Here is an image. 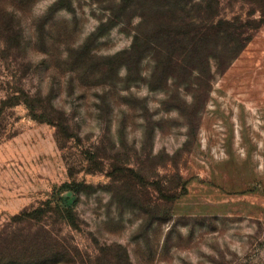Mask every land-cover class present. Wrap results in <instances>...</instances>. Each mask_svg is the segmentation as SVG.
I'll list each match as a JSON object with an SVG mask.
<instances>
[{"label":"rangeland","instance_id":"obj_1","mask_svg":"<svg viewBox=\"0 0 264 264\" xmlns=\"http://www.w3.org/2000/svg\"><path fill=\"white\" fill-rule=\"evenodd\" d=\"M56 1L0 6V229L82 182L84 264H264V0Z\"/></svg>","mask_w":264,"mask_h":264},{"label":"trees","instance_id":"obj_2","mask_svg":"<svg viewBox=\"0 0 264 264\" xmlns=\"http://www.w3.org/2000/svg\"><path fill=\"white\" fill-rule=\"evenodd\" d=\"M28 0H0V6H9L13 11H20ZM62 0H57L55 9L64 8ZM209 7V6H207ZM12 19L6 20L5 26L7 33L11 31ZM25 105L30 116L38 121L48 122L62 129L63 120L60 117L49 118L45 114L38 112L35 103L38 101L35 95L22 91V98L19 100ZM60 132V131H59ZM85 184L82 182H63L52 199L41 203L40 206L29 212H23L19 215L11 216L12 221H32L28 222L35 226L34 235H25L21 239L18 232H9V224L0 229V264H84V261H78V256L72 252L67 245L66 240L55 234L45 220L50 216H56L71 227H76L72 205L77 202V193L83 191ZM70 193V196L64 195ZM56 197V198H55ZM72 202H68L70 198ZM29 233V232H28ZM41 236H40V235Z\"/></svg>","mask_w":264,"mask_h":264}]
</instances>
